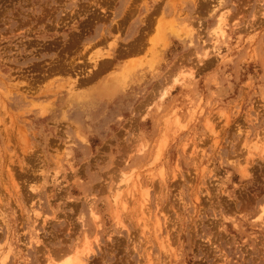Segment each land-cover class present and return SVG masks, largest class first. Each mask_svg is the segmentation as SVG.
<instances>
[{"label": "rangeland", "instance_id": "rangeland-1", "mask_svg": "<svg viewBox=\"0 0 264 264\" xmlns=\"http://www.w3.org/2000/svg\"><path fill=\"white\" fill-rule=\"evenodd\" d=\"M262 207L264 0H0V264H264Z\"/></svg>", "mask_w": 264, "mask_h": 264}, {"label": "bare ground", "instance_id": "bare-ground-1", "mask_svg": "<svg viewBox=\"0 0 264 264\" xmlns=\"http://www.w3.org/2000/svg\"><path fill=\"white\" fill-rule=\"evenodd\" d=\"M224 22H225V16L221 13V15L220 16H218V19H217V23H216V26H215V29H214V35L215 36H217V37H219V38H221V37H224V34H225V31H224V27H225V24H224ZM167 90V89H166ZM165 95H166V91H164V90H162L161 91V94H160V96H159V99L160 100H162L164 97H165ZM168 128V127H167ZM257 142H259L260 140H256ZM158 151H160V150H158ZM156 158V157H155ZM124 177V176H123ZM121 183V182H120ZM122 183H124L125 185L127 184V178H125L124 179V181H122ZM135 183V182H134ZM124 184H122V186L123 187H125L124 186ZM119 188H120V186H119ZM118 188V189H119ZM117 189V192H119V190ZM121 189V188H120ZM127 189V188H126ZM121 192V191H120ZM131 193V192H130ZM114 194H115V192H114ZM132 194H134V193H132ZM132 194H131V196H132ZM136 194V193H135ZM119 196H120V194H117L116 196H114L113 197V205H114V208H116L115 210V212H117L118 210H117V206L119 205V203H120V201H119ZM133 197V196H132ZM137 197V196H136ZM135 197V198H136ZM124 198V197H123ZM126 198V197H125ZM127 200H129V197H127L126 198ZM126 199H124L125 201H126ZM123 200V201H124ZM122 201V202H123ZM145 201V200H144ZM121 202V203H122ZM137 202H139V201H137ZM125 203V202H124ZM140 203V202H139ZM125 205H126V203H125ZM137 205H138V203H137ZM140 205V209H143V208H141L143 205L140 203L139 204ZM120 206V205H119ZM121 208V207H120ZM126 208V207H125ZM144 211V210H143ZM264 213V208L262 207L261 208V213L259 214L260 216H261V214H263ZM92 214V213H91ZM139 214V213H138ZM118 215V214H117ZM116 215V218L118 217ZM34 216L35 217H38V215L37 214H34ZM138 217H139V215H137ZM143 217V216H142ZM140 219V218H139ZM142 219V218H141ZM143 220V219H142ZM145 222V221H144ZM157 233V232H156ZM167 234V233H166ZM161 241V240H160ZM160 246H161V248H162V251H163V253L165 254V255H169V253H168V248H167V246H164V244L165 243H163V241H161L160 242ZM87 248H89V247H87ZM86 248V249H87ZM160 248V249H161ZM83 250V249H82ZM63 251V250H62ZM149 251V250H148ZM89 251L88 250H83V251H81V253L79 254L78 252H77V249L76 248H69V250L68 251H66L64 254H63V256H61V257H59L58 259H57V261L54 259V263H52V261L50 260V258L47 260V262H46V264H80L79 263V261H80V258H79V255H85V254H87ZM62 254V253H61ZM88 255V254H87ZM86 256V255H85ZM83 260V259H82ZM151 262V258H150V251L146 254V263H150Z\"/></svg>", "mask_w": 264, "mask_h": 264}]
</instances>
